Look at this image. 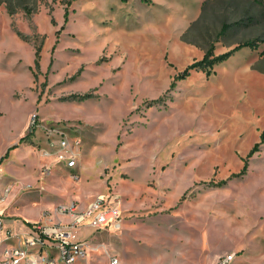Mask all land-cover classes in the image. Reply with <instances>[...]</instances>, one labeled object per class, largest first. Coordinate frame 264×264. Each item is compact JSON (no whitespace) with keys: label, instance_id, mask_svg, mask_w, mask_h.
Instances as JSON below:
<instances>
[{"label":"rangeland","instance_id":"rangeland-1","mask_svg":"<svg viewBox=\"0 0 264 264\" xmlns=\"http://www.w3.org/2000/svg\"><path fill=\"white\" fill-rule=\"evenodd\" d=\"M65 1L36 0L31 14L14 12L19 18H13L11 30L35 50L43 45L42 61L49 42L46 33L55 24L57 37L69 41L64 54L75 60L72 69L51 64L41 74L38 64H33L28 70L27 99L39 92L47 100L54 97L70 104L82 95L75 90L87 88L85 110L105 113L100 124L88 125L107 134L114 128L116 154L125 149L133 156L148 152L151 162L198 174L197 182L169 209L154 210L153 214L164 215L163 227L170 213V232L155 234V242L139 250L146 257L144 264L168 253L171 264L174 258H181V264H219L218 256L228 251L235 257L227 264H264V139L260 137L264 132V0H71L67 20ZM224 23L227 27L220 33ZM245 41L255 47L235 51L214 64L209 75L191 69L184 78L177 77L210 46L218 54ZM52 79L53 88L47 89ZM78 122L86 124L82 119ZM34 136L27 127L23 138L12 142L18 144L8 151L7 159L15 151L14 162H7L4 174L27 167L24 149L34 151ZM69 138L85 137L70 133ZM162 156L165 159L160 160ZM3 163L5 158L0 169ZM5 187L11 189L4 199L8 210L39 216L33 197L18 194L12 181ZM84 227L78 233L90 246L87 264H109L112 256L119 258L111 239L118 232L99 229L102 238L93 244L97 229ZM134 252L127 250L128 260Z\"/></svg>","mask_w":264,"mask_h":264},{"label":"crops","instance_id":"crops-1","mask_svg":"<svg viewBox=\"0 0 264 264\" xmlns=\"http://www.w3.org/2000/svg\"><path fill=\"white\" fill-rule=\"evenodd\" d=\"M13 18H19L17 13H8L4 5H0V162L5 158L6 163L2 164L0 169V204L4 201L5 185L14 182L17 186L18 194L33 197V202L39 206L38 217H27L16 210H8L7 202L0 205V217L5 221V226L16 229L20 225L36 221L43 217L47 211L60 202L78 200L85 202L96 196H120L122 198V220L118 230L112 231L109 227L107 234L117 233L114 239L117 251V264H144L146 257H141L139 250L153 244L154 235L162 234L163 231L170 232V213L167 215V225L162 226L164 215L153 214L155 209L159 212L165 206L170 208V203L178 200L185 190L197 182L198 174L196 172L187 173L186 169L165 167L162 163L151 162L148 152L146 155H132L129 150L116 154L114 145V128L111 133H104L99 128H91L89 123L100 124L103 121L101 110L94 108L92 111H86L82 101L88 98H78L70 104L58 101L56 98L49 100L37 92L30 94L27 99V88L29 83L28 70H31L35 59V48L26 40L19 37L11 30L10 25ZM58 24L52 26L48 36L47 55L42 61V48L39 52L38 71L46 72L49 65L56 68L66 65L73 68L75 60L71 54H64V46L69 45V41L64 42L57 37ZM35 65V64H34ZM69 70V69H68ZM53 79L46 85L51 89ZM87 88L75 90L77 94H83ZM18 91V97L14 93ZM22 94V95H21ZM34 107L33 110L31 108ZM31 110L29 113L28 111ZM36 111L38 117V127L34 130V144L32 153L29 149H24L27 167L22 170L16 169L6 175L3 172L7 162H14V154L9 150L16 148L15 139H19L28 127L29 114ZM86 118L87 120H84ZM82 119L86 124H80ZM65 121L62 125L69 130L66 131L61 126L60 121ZM75 124V125H73ZM42 126H56L66 132L77 133L84 136V140L77 138L78 146L76 148L75 166L66 168L61 163H55L52 157L44 156L40 153L38 145L43 144L44 140L40 133ZM71 127H75L72 132ZM86 134V135H85ZM75 139V138H70ZM162 153L167 154L163 151ZM23 153L20 156H24ZM133 156V157H132ZM131 157V161H127ZM23 158V157H22ZM165 159L164 156L160 160ZM43 166L50 169L42 173ZM111 169L106 173V168ZM180 166V165H178ZM59 170H62L60 174ZM106 170V171H105ZM67 177H66V175ZM127 174V176H125ZM72 175H76L75 178ZM24 188H21L20 183ZM34 186L36 191H27V186ZM23 190V191H22ZM25 190V191H24ZM160 226H157L159 224ZM85 228V227H84ZM81 230V229H80ZM79 230V231H80ZM95 233L93 229H91ZM98 242L102 238V231H98ZM79 231L77 235L79 237ZM2 235H0L1 238ZM108 236V235H107ZM86 240L85 238H80ZM87 241V240H86ZM133 250L130 260L126 255L127 250ZM90 255V252H89ZM89 259V256H88ZM141 259L143 262H141ZM110 260V259H109ZM171 256L157 258L152 257V264H171ZM181 258H174V264H181ZM88 263V261H87Z\"/></svg>","mask_w":264,"mask_h":264},{"label":"built area","instance_id":"built-area-1","mask_svg":"<svg viewBox=\"0 0 264 264\" xmlns=\"http://www.w3.org/2000/svg\"><path fill=\"white\" fill-rule=\"evenodd\" d=\"M28 127L34 131L38 127L36 111L28 118ZM45 148L38 145L40 153L52 157L55 163L66 168L75 166L78 141L70 139L66 132L56 126H42ZM56 141V144L53 142ZM50 168L43 166L42 173ZM73 178L76 175H72ZM9 191L4 188V195ZM122 220V198L120 196H96L85 202L71 200L56 204L43 217L20 225L16 229L5 226L0 217V264H87L90 246L79 239V228L89 226L95 229L109 227L119 229ZM235 257L228 251L218 256L219 264H227ZM112 256L109 264H117Z\"/></svg>","mask_w":264,"mask_h":264},{"label":"trees","instance_id":"trees-1","mask_svg":"<svg viewBox=\"0 0 264 264\" xmlns=\"http://www.w3.org/2000/svg\"><path fill=\"white\" fill-rule=\"evenodd\" d=\"M71 0H67L65 1V10H64V19L67 20V16H68V9H67V5L70 3ZM143 2H148L149 0H141ZM0 2L5 3V7L8 11V13L13 14L14 12L18 11V10H23L26 14H31L32 12H34L36 10V5L35 2L36 0H0ZM227 25L224 23L221 27L220 33H223L226 29ZM244 46H249L250 48H254V44L253 42L250 41H245L242 43H237L236 45H234L232 48L220 52L218 54H215L213 52V48L212 46H210L203 54L202 58L194 60L193 62H191L190 64H188L179 74H178V78H184L186 75L189 74V71L191 69H199L204 71L207 75L210 74L211 69L213 67L214 64H217L223 60H225L226 58H228L230 55H232L235 51L241 49ZM39 52L40 49H36L35 51V59H34V64L37 66L38 64V58H39ZM90 96V93H84L82 94L79 98H86ZM261 141L264 139V132L261 133ZM23 137H21L20 139H22ZM256 142L254 143V145L250 148L249 152L247 153V156H250L254 150L257 149L258 145L260 144V142ZM5 156V155H4ZM3 157V156H2ZM245 169V164L243 165L241 171H243Z\"/></svg>","mask_w":264,"mask_h":264}]
</instances>
